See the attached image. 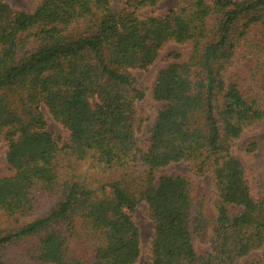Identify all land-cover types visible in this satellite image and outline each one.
Segmentation results:
<instances>
[{
  "label": "trees",
  "instance_id": "1",
  "mask_svg": "<svg viewBox=\"0 0 264 264\" xmlns=\"http://www.w3.org/2000/svg\"><path fill=\"white\" fill-rule=\"evenodd\" d=\"M40 0L31 12L0 0V145L13 174L0 177V264H136L137 205L154 225L151 264H241L264 250V193L256 198L238 146L264 121V0ZM168 43L186 54L160 68L161 103L137 138L145 97L131 70ZM247 78L223 71L235 52ZM69 132L61 147L41 106ZM241 155V156H240ZM212 175L214 212L185 175ZM208 243L205 255L195 242ZM250 264H264V252Z\"/></svg>",
  "mask_w": 264,
  "mask_h": 264
},
{
  "label": "rangeland",
  "instance_id": "2",
  "mask_svg": "<svg viewBox=\"0 0 264 264\" xmlns=\"http://www.w3.org/2000/svg\"><path fill=\"white\" fill-rule=\"evenodd\" d=\"M14 10H22L31 13L40 0H3ZM177 0H163L152 9L142 10V14L148 15L152 12L161 13L175 6ZM126 6V0H111L112 10L119 12ZM188 47L185 45H177L175 43L166 44L160 51L156 60L146 69L131 70L132 74L138 79L141 88L145 91V97L137 103V107L145 117L142 130L138 132L137 138L143 148L147 147V127L150 126L155 119L156 113L161 107V103L154 102L151 98L152 84L158 70L169 62L177 60L178 55H185ZM251 67L250 58H243L242 51L237 50L231 63L223 71L224 80L228 81L232 76L237 75L243 79L247 78ZM41 110L45 116L47 130L53 134L61 147L69 143V132L61 124L56 122L45 106H41ZM250 141L257 142V149L254 153L241 156L244 159L247 168V178L252 189V195L256 198L264 193V121L261 125L251 131H247L235 141L236 148L234 153L239 155L238 146L246 145ZM7 147L5 144L0 145V177H7L13 174V170L7 161ZM159 175H185L189 176L195 182L196 191L200 196H205L209 208L214 212V189L212 175L205 174L197 176L190 170L187 162H174L158 171ZM133 220L140 230L141 255L136 264H151L150 244L154 234V225L147 216V205L140 202L133 214ZM196 251L205 255L210 251L208 243L195 242ZM264 250L254 251L240 259L241 264H250L253 258L263 253Z\"/></svg>",
  "mask_w": 264,
  "mask_h": 264
}]
</instances>
